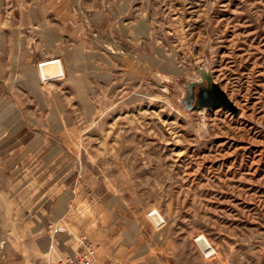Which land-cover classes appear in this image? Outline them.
<instances>
[{"label": "rangeland", "instance_id": "374dc122", "mask_svg": "<svg viewBox=\"0 0 264 264\" xmlns=\"http://www.w3.org/2000/svg\"><path fill=\"white\" fill-rule=\"evenodd\" d=\"M83 256L264 264V0H0V264Z\"/></svg>", "mask_w": 264, "mask_h": 264}, {"label": "water", "instance_id": "95a60500", "mask_svg": "<svg viewBox=\"0 0 264 264\" xmlns=\"http://www.w3.org/2000/svg\"><path fill=\"white\" fill-rule=\"evenodd\" d=\"M186 102L190 108L207 110L224 109L233 115H237L238 113L237 108L225 92L208 75L203 76L201 82L194 83L189 87ZM199 244L203 249L208 248L204 240H200Z\"/></svg>", "mask_w": 264, "mask_h": 264}, {"label": "bare ground", "instance_id": "6f19581e", "mask_svg": "<svg viewBox=\"0 0 264 264\" xmlns=\"http://www.w3.org/2000/svg\"><path fill=\"white\" fill-rule=\"evenodd\" d=\"M200 240H204L205 243L207 244L208 248L207 249H203L201 247V245L199 244ZM195 242L197 243V245L200 247V249L202 250V253L207 256V257H210V256H214L216 255V250L214 249V247L212 246V244L209 242V240L204 237V236H199L196 238ZM77 263V262H76Z\"/></svg>", "mask_w": 264, "mask_h": 264}, {"label": "built area", "instance_id": "2783aa9c", "mask_svg": "<svg viewBox=\"0 0 264 264\" xmlns=\"http://www.w3.org/2000/svg\"><path fill=\"white\" fill-rule=\"evenodd\" d=\"M154 214L151 212L150 214H149V218H151L152 216H153ZM156 226H158L157 224H155ZM162 225V224H161ZM158 227H160V226H158ZM76 264H98V262L94 259V258H92V257H87V256H83V257H81V258H79L78 260H77V263Z\"/></svg>", "mask_w": 264, "mask_h": 264}]
</instances>
